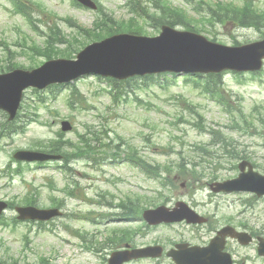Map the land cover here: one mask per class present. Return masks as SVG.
I'll return each instance as SVG.
<instances>
[{"label":"rangeland","instance_id":"374dc122","mask_svg":"<svg viewBox=\"0 0 264 264\" xmlns=\"http://www.w3.org/2000/svg\"><path fill=\"white\" fill-rule=\"evenodd\" d=\"M33 1L27 0L26 3L38 26L37 31L21 14L14 12L10 0H0V60L4 63L8 54L9 60L24 68L36 67L46 58L19 43L31 45L35 40L42 45L53 25H58L66 34H76V29L68 27L65 17H72L86 27L92 26L96 19L97 10L77 7L73 0ZM99 1L116 17H128L126 0ZM141 1L144 6L154 5V0ZM168 1L200 19L201 14L209 11L211 3L242 4L244 0H191L192 5L184 0ZM254 3L264 9V0H254ZM193 5L198 6L201 14L192 11ZM199 26L206 28L201 33L209 39L216 37V41L223 44L246 43L264 36V27H238L234 22L212 25L200 22ZM144 28L149 36L160 32V28L153 26L145 25ZM223 74L225 84L220 87L227 89L231 96L230 108L237 123L202 90L187 84L183 75H178L176 82L167 88L153 79L136 77L130 82L122 81L121 89L126 92L119 101L112 99V86L107 78L99 79L94 75L36 93L28 90L20 121L26 123L29 116L37 120L28 124L25 131L9 137L6 136L8 132L0 127V135H4L0 136V198L26 204V198L31 197L42 207L59 202L66 214L43 225L37 222H20L6 228L0 225V264H107L111 252L122 244H107V237L114 228H132L135 231L131 238L133 245L161 244L165 250L177 242L207 245L217 230L227 224L238 227L245 223L246 230L264 235V197L250 192L214 193L209 186L214 178L223 180L237 176L236 164L243 155H248L255 163V169L264 174V69L256 77L234 71ZM170 79L172 81V76ZM160 80L165 82V77ZM73 84L85 96L75 102V107L67 103ZM39 94L44 103L38 100ZM64 119L73 123L72 130L62 131L61 121ZM7 120V114L0 110V123L6 124ZM198 121L207 130L220 133L216 140L220 141L218 147L213 146L211 155L206 158L199 147L211 141V134L207 130L201 132L196 125ZM88 128L103 132L112 145L122 143V135L148 160L171 163L169 177L174 183L162 188L155 179L123 161L124 151L114 156L98 154L101 160L110 158L100 164H93L87 158L75 159L71 171L67 172L57 167V163H22L13 159L16 150L38 148L36 146L49 142L59 131L68 139L66 144L70 147L71 141L79 142L78 132L84 134ZM224 137L230 143L229 149L234 148L238 153L236 157L227 154L229 150L223 148ZM192 160L199 165L187 164ZM189 175L193 180L187 178ZM67 185L74 190V195L68 194ZM160 191L163 196L158 198ZM138 194L149 197V200L158 198V204L171 208L177 201H184L199 214L207 215L209 220L201 224L148 225L139 219L140 216L128 215L126 209L118 206L127 196L136 198ZM142 202L144 205L148 203ZM14 214L15 211L8 210L4 217L10 220L16 216ZM80 234H86V238L92 240L94 251L88 249V243ZM256 245L243 246L231 239L228 248L236 264H264V256L258 254ZM127 264L173 262L164 254L158 259L141 258Z\"/></svg>","mask_w":264,"mask_h":264},{"label":"water","instance_id":"95a60500","mask_svg":"<svg viewBox=\"0 0 264 264\" xmlns=\"http://www.w3.org/2000/svg\"><path fill=\"white\" fill-rule=\"evenodd\" d=\"M263 59L264 40L239 47L225 46L210 42L202 35L177 31L170 27H164L162 35L154 38L128 34L118 35L87 47L86 50L79 53L76 61L52 60L33 71L15 70L8 74H1L0 107L7 110L10 113V119H13L20 105L22 93L28 86L45 87L51 82L69 81L90 72L126 78L134 74L158 71L219 72L224 69L248 71L260 69ZM16 156L28 160L55 157L33 151H21ZM243 164L241 165L242 169ZM251 174L264 180V177L250 171L246 174L242 173L238 180L217 184L214 189H252L251 187L257 185L251 183ZM260 185L264 186L263 183ZM6 205L5 202H0V212ZM17 209L20 212V218L47 220L60 214L59 209L55 208L39 209L35 206H27ZM176 211L174 210V212ZM164 215H174V213L165 206L144 212L145 218L150 223L180 220L185 215L194 214H181L182 216L174 218ZM187 217L192 220L189 216ZM226 230L228 229H224V232ZM221 247H223V243L217 245V250ZM145 251L115 252L110 259V264H122L131 258L145 255ZM262 252H264V247H262ZM214 255L219 256L215 253ZM175 258L178 264H185L180 257L176 256ZM222 263L230 264V261Z\"/></svg>","mask_w":264,"mask_h":264},{"label":"trees","instance_id":"16d2710c","mask_svg":"<svg viewBox=\"0 0 264 264\" xmlns=\"http://www.w3.org/2000/svg\"><path fill=\"white\" fill-rule=\"evenodd\" d=\"M215 9H212L213 15H209V18L202 17L198 23H196L195 19L189 17L190 15L187 14V12H184L183 9L177 6L171 5L168 1H164L162 3V6L160 5L158 7V10H161V12L154 13L152 15H149V17H153L151 19V22L154 25H162L164 23L170 24L172 26H175L176 24H182L185 28L193 30V31H200L199 22L202 20L213 22L214 20H217L218 22H224L225 20H233L236 21L238 24L245 25V26H254V27H260L261 25H264V11H258L257 7L252 5H246L243 7H239L235 4H224V3H217ZM214 7V6H213ZM142 9V8H141ZM141 9L137 10V14L139 17H144L143 13L141 12ZM70 23V21H68ZM107 25L105 23L100 24L99 26L96 25L93 28H87L83 27V30L88 35V37L92 38H98L102 36L104 33L111 32V29L106 27ZM121 26L125 28V30H135L137 32H141L142 26L140 23H138V20L132 19L131 21H122ZM51 35L48 36V45L43 49V53L48 58H51L56 55H62L66 57H71L75 52L79 50V48L85 44V40L82 38H75L74 40L67 38L66 34H62V31L52 29ZM82 34V32L80 31ZM84 33L82 34L84 36ZM57 42L66 43V47H59L56 45ZM3 69V65H0V70ZM203 76V75H202ZM204 77V76H203ZM200 77L196 80L197 84H203L204 87L209 88L213 91H216V87L218 85V82L220 80L219 75L210 74L208 77ZM150 78V77H149ZM216 78V81L213 80ZM155 79V78H152ZM203 80V81H202ZM115 88L119 87V84L121 82L119 81H113ZM73 94H80V92L75 89L73 91ZM75 99H78V97L73 96ZM115 98H117V94H115ZM222 99L224 97L222 96ZM91 135V136H90ZM89 136L90 138H88ZM80 140L82 142V145H75V147L72 148L71 151L67 152L64 150V146L61 143H52L48 147L49 149H52L51 151L54 152H63L64 155L67 156H73L75 154L79 153H88L90 151L95 150V147L99 146L97 144H100L102 148H110L109 143H104L101 138L95 133L92 132L88 135H81L80 134ZM125 144V142H124ZM130 150L135 151V149L131 145H127ZM82 151V152H81ZM137 154H139L138 151H135ZM135 152L132 154L130 153L132 162H136L138 166H140L144 171H146L151 176L157 177L161 174V172L164 169V167L160 164H152L148 162L146 159H144L142 156H138L135 154ZM136 158V159H134ZM180 165V164H179ZM165 168H169L168 164H165ZM168 171V170H165ZM139 197H137L138 199ZM132 203V198H129L126 202V208L129 207L128 204ZM131 207V206H130ZM132 209V208H131ZM138 212V207H137ZM124 236L128 235V231H123Z\"/></svg>","mask_w":264,"mask_h":264}]
</instances>
